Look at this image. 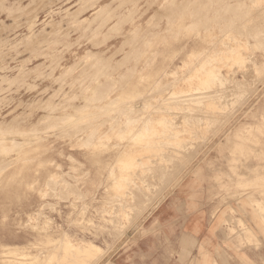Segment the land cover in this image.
I'll list each match as a JSON object with an SVG mask.
<instances>
[{"label":"rangeland","instance_id":"1","mask_svg":"<svg viewBox=\"0 0 264 264\" xmlns=\"http://www.w3.org/2000/svg\"><path fill=\"white\" fill-rule=\"evenodd\" d=\"M0 148V264H264V0H0Z\"/></svg>","mask_w":264,"mask_h":264},{"label":"crops","instance_id":"2","mask_svg":"<svg viewBox=\"0 0 264 264\" xmlns=\"http://www.w3.org/2000/svg\"><path fill=\"white\" fill-rule=\"evenodd\" d=\"M163 211L165 210H162V213ZM206 217V215L197 213L194 214L190 227H187V231H185V225L180 228L178 223L176 224L173 222L175 220V216H172L170 219L169 215L167 214L166 216H160V219L162 222H165L166 226H171L174 231L178 233V239L180 237L185 238L187 235L189 238H192L197 249L199 247H208L210 254L215 258V262L218 264H223L222 260L220 259H228L229 256V251L225 248V243H228L227 237L224 235L227 233L226 227L220 226L217 221L212 223V221L207 220ZM161 243V246H157L156 253H159L160 257L162 258L163 256L167 255V252H165V249H167L165 247L167 246L163 245V241ZM179 244L180 243L176 242V245L173 246L172 249L180 251ZM231 244H233V242ZM194 252L196 254V251ZM175 261L177 264V256L175 257Z\"/></svg>","mask_w":264,"mask_h":264},{"label":"bare ground","instance_id":"3","mask_svg":"<svg viewBox=\"0 0 264 264\" xmlns=\"http://www.w3.org/2000/svg\"><path fill=\"white\" fill-rule=\"evenodd\" d=\"M171 77V76H170ZM166 80H167V78H166ZM159 81V80H158ZM167 82V81H166ZM159 83V82H158ZM204 83V82H203ZM156 84H157V82H156ZM122 87V86H121ZM201 87H203V86H201ZM200 87V88H201ZM191 88V87H190ZM189 88V89H190ZM193 88V87H192ZM199 91V90H198ZM196 92V91H195ZM155 93H157V92H154L153 94L155 95ZM159 94H161L160 92H158ZM157 93V94H158ZM152 94V95H153ZM156 94V95H157ZM153 95V96H154ZM113 97V96H112ZM156 97V96H155ZM217 97H219V95H210V96H208V97H206V98H208V100H213V101H215V102H219V98H217ZM150 98H151V95H150ZM159 98V97H158ZM157 98V99H158ZM205 98V99H206ZM160 99V98H159ZM89 100H91V99H89ZM146 100V99H145ZM208 100H207V102H208ZM87 101V100H86ZM147 101H148V99H147ZM150 102V101H149ZM156 102V101H155ZM164 102V101H163ZM206 102V101H205ZM147 103V102H146ZM220 104L222 103V102H219ZM218 103V104H219ZM215 104V103H214ZM165 105V104H164ZM222 105V104H221ZM156 106V105H155ZM220 106V105H219ZM86 107V106H85ZM145 107V106H144ZM216 107L217 108H220V107H218L217 105H216ZM164 108V107H163ZM221 109V108H220ZM76 110H77V108H76ZM79 110V109H78ZM82 110V109H81ZM147 110V109H146ZM150 110V109H149ZM162 110V109H161ZM61 111V110H60ZM120 112V111H119ZM128 112H132V111H128ZM133 112H135V111H133ZM132 112V113H133ZM145 112V111H144ZM158 112V111H157ZM49 114H50V112H48ZM54 113V112H53ZM56 113V112H55ZM122 113V112H121ZM125 113V111L122 113V115ZM159 113H161V112H159ZM163 113H165V112H162V116L164 117L165 116V114H163ZM80 114V113H79ZM126 114V113H125ZM154 114V113H153ZM152 114V115H153ZM156 114V113H155ZM157 115V114H156ZM158 115H160V114H158ZM51 116V115H50ZM161 116V115H160ZM48 117V116H47ZM52 117V116H51ZM50 117V118H51ZM71 117H73V116H71ZM123 117H125V116H123ZM150 117V116H149ZM169 117V116H168ZM49 118V119H50ZM58 118V117H57ZM63 118V117H62ZM68 118V117H67ZM92 118V117H91ZM112 118V117H111ZM162 118V117H161ZM210 118H212V117H210ZM209 118V119H210ZM242 118V117H241ZM71 119V118H70ZM70 119H68V120H70ZM73 119V118H72ZM125 119V118H124ZM128 119V118H127ZM184 119V118H183ZM206 119H208V118H206ZM91 120V119H90ZM162 120H164V119H162ZM46 121V120H45ZM81 121H84V120H81ZM129 121V119L127 120V122ZM157 121V120H156ZM165 121V120H164ZM164 121H162L163 123H164ZM174 121V120H173ZM88 122V121H87ZM126 122V121H125ZM159 122V121H158ZM161 122V123H162ZM168 122V121H167ZM152 123V122H151ZM149 124L148 125V127L150 126V125H152V124ZM169 123V122H168ZM158 125V127H159V123H157ZM100 125H102V124H99V127H100ZM155 125H156V123H155ZM163 125V124H162ZM74 126V125H73ZM76 126H78V125H76ZM104 126V125H103ZM167 126V125H166ZM165 126V127H166ZM175 126V125H174ZM99 127H97V128H99ZM158 127H156V128H158ZM177 127V125L174 127V128H176ZM142 128V127H141ZM144 128V127H143ZM142 128V129H143ZM146 128H147V124H146ZM153 128V126H151V129ZM161 128V127H160ZM173 128V129H174ZM96 129V128H95ZM94 129V130H95ZM162 129H164L163 128V126H162ZM161 129V130H162ZM180 129V128H179ZM78 130V129H77ZM82 130V129H81ZM136 130V129H135ZM170 130V129H169ZM176 130V129H175ZM143 131H144V133H146V131L143 129ZM142 131V132H143ZM151 131H153V130H151ZM163 131V130H162ZM77 132V131H76ZM91 132V131H90ZM95 132V131H94ZM139 132V131H138ZM142 132H141V134H142ZM149 132V131H148ZM155 132H157V131H155ZM168 132V131H167ZM75 133V132H74ZM136 133V132H135ZM161 133V132H160ZM91 134H92V132H91ZM95 134V133H94ZM138 134H140V133H138ZM150 134H152V135H154L153 133H150ZM155 134H157L158 135V133H155ZM221 134V133H220ZM151 135V136H152ZM166 135V134H165ZM222 135V134H221ZM94 136V135H93ZM117 136V135H116ZM123 136V135H122ZM160 135H158V137H159ZM163 136V135H162ZM119 138H120V135L118 136ZM118 137H117V139H118ZM139 136H137V138H138ZM158 137H156V139H158ZM166 137V136H165ZM115 138V137H114ZM122 138V137H121ZM144 138V137H143ZM147 138V137H146ZM148 138H150V137H148ZM151 139V138H150ZM149 139V140H150ZM154 139H155V137H154ZM161 139V138H160ZM213 139V138H212ZM125 140V139H124ZM127 140V139H126ZM125 140V141H126ZM133 140H135V137H134V139H132L131 141H133ZM146 140V139H145ZM148 140V139H147ZM148 140V141H149ZM153 140V139H152ZM164 140V139H163ZM12 141V140H11ZM91 141H93V140H91ZM90 140H89V142H91ZM100 141V140H99ZM107 141V140H106ZM154 141H156V140H154ZM158 141V143H161L160 142V140H157ZM14 142H16V141H14ZM88 141L85 143L86 144V147H87V145H88V143H89ZM102 142V141H101ZM134 142H136V141H134ZM139 143L141 142V141H138ZM120 143V142H119ZM122 143V142H121ZM121 143H120V146H121ZM125 143V142H124ZM143 143V142H142ZM144 143H145V141H144ZM157 143V142H156ZM157 143V144H158ZM126 144V143H125ZM135 145V143H132V145ZM141 144V143H140ZM139 144V145H140ZM147 144V143H146ZM150 143H148V145H149ZM154 144V143H153ZM15 145V144H14ZM91 145V144H90ZM106 145V144H105ZM137 145V144H136ZM145 144H143V146H144ZM148 145H145V146H148ZM161 145V144H160ZM4 146V145H3ZM17 147H18V144L16 145ZM89 146V145H88ZM102 146V145H101ZM109 146V145H108ZM142 146V147H143ZM154 145H150V147H153ZM155 146L157 147V145L155 144ZM159 146V145H158ZM162 146H163V144H162ZM82 147V146H81ZM86 147H85V149H86ZM112 147H116V146H112ZM4 148V147H3ZM2 148V149H3ZM99 148H101L100 146H99ZM105 148V147H104ZM104 148H103V150L102 151H104ZM1 149V148H0ZM5 149V148H4ZM3 149V150H4ZM7 149V148H6ZM6 149H5V151H6ZM9 150H10V148H8ZM7 149V150H8ZM106 149V148H105ZM120 149V148H119ZM129 150H130V148H128ZM135 149V148H134ZM133 149V150H134ZM111 150H113V149H111ZM118 150V149H117ZM127 149H125V150H123V151H126ZM142 150H144V149H141V151ZM2 151V150H1ZM107 151V150H106ZM105 151V152H106ZM110 151V150H109ZM115 151V150H114ZM135 151V150H134ZM136 151H138L137 149H136ZM2 152H4V151H2ZM7 152V151H6ZM99 152V151H98ZM97 152V153H98ZM117 152V151H116ZM129 152V151H128ZM1 153V152H0ZM115 153V152H114ZM118 153V152H117ZM116 153V155L118 156V154ZM125 154H126V152H124ZM123 153V154H124ZM140 153V151L137 153V156H138V154ZM90 154V153H89ZM92 154V153H91ZM94 154V153H93ZM134 154H135V152H134ZM141 155H139V156H142V154L143 153H140ZM1 155V154H0ZM88 155V154H87ZM96 155V154H95ZM94 155V156H95ZM131 155H133V154H130V157H131ZM163 155V154H162ZM116 156V157H117ZM124 156H126V155H123V158H124ZM127 156H128V154H127ZM136 156V155H135ZM164 156V155H163ZM92 157V156H91ZM134 157V156H133ZM136 158V157H135ZM135 158H133L134 160H135ZM143 158V157H142ZM166 157H164V159H165ZM91 159H93V158H91ZM137 159V158H136ZM139 159H141V158H139ZM143 159H145L146 160V157L145 158H143ZM148 159V158H147ZM163 159V160H164ZM94 160V159H93ZM133 160V162H135ZM129 161H131V160H129ZM128 161V162H129ZM137 161H139L138 159H137ZM136 161V162H137ZM92 163H93V161H91ZM122 162V161H121ZM152 162V161H151ZM2 163V162H1ZM120 163V162H119ZM123 163H125V162H123ZM130 163V162H129ZM132 163V162H131ZM130 163V165H132ZM105 164H107V163H105ZM135 164V163H134ZM144 164H145V162H144ZM110 165H112V164H110ZM113 165H114V162H113ZM116 165H117V169L121 166V164L119 165V167H118V164L116 163ZM128 165V164H127ZM107 166V165H106ZM105 166V167H106ZM126 166V165H125ZM125 166H122V168H124ZM3 167H5V166H3ZM98 167V166H97ZM115 167V166H114ZM130 166H128V168H129ZM1 168V167H0ZM23 168V167H22ZM100 168V167H99ZM108 168V167H107ZM111 168H112V166H111ZM121 168V167H120ZM127 168V167H126ZM126 168H124V170L126 169ZM134 168V167H133ZM116 169V168H115ZM103 170V169H102ZM107 170V169H106ZM108 170H109V168H108ZM119 170V169H118ZM120 170H122V169H120ZM162 170V169H161ZM105 171V170H104ZM111 171V170H110ZM110 171L107 173V175L110 173ZM114 171V170H113ZM116 172V171H115ZM127 172V171H126ZM4 173V172H3ZM117 174H118V172H116ZM135 173H136V171H135ZM1 174H2V171H1ZM0 174V175H1ZM58 174V173H57ZM105 174V173H104ZM159 174V173H158ZM161 174V173H160ZM16 175V174H15ZM110 175V174H109ZM131 175V174H130ZM4 176V175H3ZM58 175H56V177H57ZM103 176V175H102ZM119 176V175H118ZM120 176H122V175H120ZM14 177V176H13ZM59 177V176H58ZM111 177V176H110ZM115 176L113 175L112 176V178H114ZM127 177V176H126ZM126 177H124V178H126ZM6 178V177H5ZM4 178V179H5ZM111 178V179H112ZM121 178V177H120ZM3 179V180H4ZM110 179V178H109ZM6 180V179H5ZM127 180V179H126ZM13 181V180H12ZM48 181V180H47ZM118 181H120V180H118ZM2 182V181H1ZM6 182V181H5ZM8 182H11V181H8ZM116 182V181H115ZM127 182H128V180H127ZM119 183H121V182H119ZM123 183V182H122ZM4 185V184H3ZM48 185V184H47ZM53 185V184H52ZM49 186H51V185H49ZM49 186H46V187H49ZM2 187V186H1ZM5 187V186H4ZM8 187V186H7ZM7 187H5V188H3L2 187V189H6V191H7ZM33 187H35V186H33ZM42 188V187H41ZM40 188V189H41ZM31 189V188H30ZM47 189H50V188H47ZM9 190V189H8ZM11 190V189H10ZM34 190V189H33ZM4 191V190H3ZM3 191H1V192H3ZM10 192V191H9ZM12 193H14L13 191H11ZM37 193V192H36ZM37 197V196H36ZM40 205V204H39ZM125 205V204H124ZM39 207V206H38ZM42 212V211H41ZM114 212V211H113ZM117 213V212H116ZM119 213V212H118ZM114 214V213H113ZM41 215H39V217H40ZM37 220H38V218H37ZM43 220V219H42ZM45 220V219H44ZM43 220V221H44ZM37 222V221H36ZM46 224V223H45ZM26 225H27V223H26ZM28 225H30V224H28ZM26 227V226H25ZM23 238V237H22ZM47 238H48V240H50V241H52L53 239L52 238H50V236L49 235H47ZM27 239V238H26ZM24 240V239H23ZM32 241V240H31ZM30 242V241H29ZM65 248H64V251H65V259L67 260V261H65V262H63V263H60V262H55L54 261V256H52V255H49L48 257H46V259H45V261H40V263H38V264H79V261L80 262H82L83 263V261L87 258V257H93L94 256V254H95V251L97 250V246H95V245H92V244H88V243H80V244H76V245H73L70 241H66L65 242ZM34 253L36 252V251H33ZM17 253H18V251L17 250H11L10 252H9V254H14V255H17ZM53 253V252H52ZM55 254H56V252H54ZM57 253H59V252H57ZM31 254V253H30ZM43 255V254H42ZM56 256H57V254H56ZM10 257H12V256H10ZM22 258H23V256H21ZM21 258V259H22ZM27 258V257H26ZM42 258H43V256H42ZM28 259V258H27ZM38 259V258H37ZM11 261H14V260H11ZM39 261V260H38ZM35 262H37L36 260H35ZM20 263V262H19ZM33 264V263H32Z\"/></svg>","mask_w":264,"mask_h":264}]
</instances>
